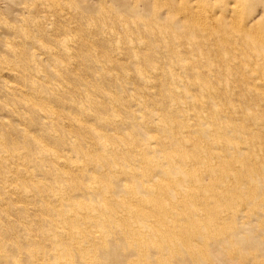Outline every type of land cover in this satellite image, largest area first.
I'll return each mask as SVG.
<instances>
[{"label": "rangeland", "instance_id": "1", "mask_svg": "<svg viewBox=\"0 0 264 264\" xmlns=\"http://www.w3.org/2000/svg\"><path fill=\"white\" fill-rule=\"evenodd\" d=\"M24 1L0 0V264H105L122 249L138 264L152 243L174 246L178 261L213 251L255 264L234 237L254 245L264 127L249 104L216 112L240 97L224 87L236 77L118 15L112 0H55L77 8L58 19L23 14ZM105 7L114 14L98 19ZM181 175L186 189L206 186L201 208L155 192ZM126 185L155 191L140 198ZM210 191L231 205L210 203Z\"/></svg>", "mask_w": 264, "mask_h": 264}, {"label": "bare ground", "instance_id": "2", "mask_svg": "<svg viewBox=\"0 0 264 264\" xmlns=\"http://www.w3.org/2000/svg\"><path fill=\"white\" fill-rule=\"evenodd\" d=\"M73 1L75 6L76 4L80 6V0ZM73 1L64 8L57 5L55 0H25L19 5L23 14L32 13L43 16L45 19L50 17L58 19L65 18L70 11L72 12L74 8L77 9ZM112 2L117 5V14L124 16L133 24H140L146 31L157 32L182 44V46L186 44L188 49L204 60V66L207 69L214 73L225 71L236 77L233 81L226 80L224 87H236L240 90V97H236L237 101H229L226 105L218 108L216 112L230 118L239 111L241 104H249L255 109L250 113L249 118H257L258 123L264 127V0H112ZM90 9V7L83 6L80 11L89 12ZM94 10L100 11L99 9ZM100 14L98 19H104L105 15L111 16L114 12L112 14V10L105 7L101 8ZM106 20L109 19L106 18ZM18 21L22 22V20ZM76 40L80 41L81 39ZM222 73L219 75L220 77ZM197 78H202V75ZM198 82L204 86L210 85L207 80ZM223 91V95H225V89ZM234 93L232 92L231 95L233 98ZM211 94L221 95L219 92ZM206 130L204 128L205 132ZM261 143L264 147V138ZM204 171L195 170L194 174L198 176L204 174ZM230 171L235 177L234 169L231 168ZM167 172L168 175L173 176L170 171ZM179 177L180 179L174 184L176 189L169 183L162 184L157 188L159 191H155L149 185H143L142 189L140 188L138 191H134L126 185L122 186V191L124 194L129 192L134 196H139L140 193L146 191H155L166 195L164 193L167 191L172 194V201L185 198L188 206L191 203L193 206L198 203L201 208L199 189L203 190L206 186L199 184L194 189H186L179 183L181 179L185 183V177L182 175ZM255 178L257 179L254 180H258L257 176ZM119 192L121 191L119 190ZM210 192L208 197L209 200L211 199L210 203L221 206L226 201L231 205L230 197L232 196L229 197L226 193L224 198L217 199L218 195ZM205 194L203 193V195ZM142 197L143 194L140 195V198ZM120 203L125 204L124 201H120ZM260 206L254 212L256 218L253 228L254 245L249 246L246 240L240 236L234 237L237 250L245 252L247 259L249 251L254 253L251 262L255 261V264H264V202ZM154 208L157 209V206ZM144 228L147 229L148 226L144 224ZM147 248L148 254L138 264H157L159 259L156 255L159 254L165 256V264H225L222 263L221 256L218 257L213 251L210 253V260L198 256L195 259L191 257V259L178 261L172 256L171 249L174 248L172 245L161 250L152 243ZM103 257H113L112 262L105 264H134L124 249L109 251Z\"/></svg>", "mask_w": 264, "mask_h": 264}]
</instances>
